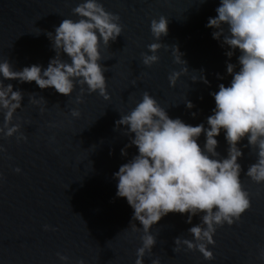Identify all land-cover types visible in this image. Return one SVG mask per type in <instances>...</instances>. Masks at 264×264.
Masks as SVG:
<instances>
[{
    "label": "water",
    "instance_id": "1",
    "mask_svg": "<svg viewBox=\"0 0 264 264\" xmlns=\"http://www.w3.org/2000/svg\"><path fill=\"white\" fill-rule=\"evenodd\" d=\"M81 2L0 0V62L10 61L15 70L34 64L46 68L56 56L47 33H54L63 19L78 20L73 9ZM100 2L118 14L124 26L123 34L101 49L108 100L99 92H85L84 102L77 103L79 85L70 97L54 88L40 89L34 81H4L24 93L14 123L22 125L28 139L0 137L5 149L0 151V264H62L57 253L68 256L71 264H79L81 259L85 264H135L143 232L133 228L143 226L139 221L131 226L134 210L126 198L117 197L114 173L138 150L132 146L127 148V156L121 154L130 138L116 122L147 91L171 118L207 127L215 108L211 93L232 79L227 63L236 64L239 53L229 60V49L213 38L214 29L206 27L209 18L217 15L220 0ZM161 16L168 17L169 32L158 41L151 32V21ZM152 43L163 46L156 53L159 62L148 67L142 54ZM175 47L183 53L189 72L172 87L169 76L183 68L175 63L170 49ZM200 74L208 84L192 80ZM32 94L44 99L31 103ZM186 99L194 104L192 109L187 108ZM73 109L79 110L78 117L71 115ZM217 140V151L226 157L223 132ZM199 143H205L203 134ZM246 144L247 139L240 144L244 155L239 163L252 207L237 223L218 228L216 244L209 246L215 259L207 261L198 250L189 251L186 246L176 253L175 238L193 239L188 230L201 220L195 216L189 224L187 214L169 213L152 229L157 244L145 257V264L156 258L161 264H264V184L245 175L256 162L255 150L244 147ZM17 167L20 173L15 171Z\"/></svg>",
    "mask_w": 264,
    "mask_h": 264
},
{
    "label": "clouds",
    "instance_id": "2",
    "mask_svg": "<svg viewBox=\"0 0 264 264\" xmlns=\"http://www.w3.org/2000/svg\"><path fill=\"white\" fill-rule=\"evenodd\" d=\"M73 13L79 16L78 20L63 19L54 33H47L56 56L46 68L34 64L15 70L10 61L0 62V115L3 116L0 137L16 136L17 141L25 142L28 139L21 131L22 125L14 123L24 93L14 90L10 83L6 85L5 80L34 81L40 89L54 88L70 97L79 85L77 103L84 102L85 92H99L105 100L109 99L107 68L101 49L123 34L121 17L109 12L100 0H83ZM216 13L206 27L214 29L213 38L229 49L226 51L229 60L237 52L239 55L236 64L227 63L230 83L227 86L221 83L219 90L211 93L215 108L207 118V127L204 123L192 126L180 118H171L167 109L147 91L116 122L117 128L124 126V134L130 138L121 154L127 156V148L132 146L138 150L114 173L118 180L117 197L126 198L134 210L131 226L133 221L143 226L136 224L133 228L143 232L135 264H145V257L157 244L152 229L169 213L187 214L189 224L195 216L201 220L188 230L193 239L175 238L174 251L178 253L186 246L189 251L198 250L207 261L215 259L209 246L216 244L218 228L237 223L252 207L239 163L244 155L240 144L245 139L248 144L244 147L250 146L256 153V162L249 165L245 175L257 184H264V0H220ZM151 32L158 41L167 36L168 17L153 19ZM162 46V43L148 45V52L142 54L143 64L151 67L158 63L160 57L156 53ZM170 49L175 63L183 66L182 71L169 76L171 86L175 87L189 69L180 49ZM192 80L209 83L203 74L195 75ZM40 99L44 98L37 99L32 94L30 102ZM186 105L188 109L194 107L187 99ZM71 115L78 117L80 112L73 109ZM222 132L228 144L226 157L217 151V137ZM202 134L203 146L199 143ZM0 151H5L2 145ZM15 171L22 170L17 167ZM45 230H50V226L45 225ZM261 254L264 255V250ZM57 255L62 264H71L68 256ZM79 264L85 261L81 259ZM152 264H161V260L153 259Z\"/></svg>",
    "mask_w": 264,
    "mask_h": 264
}]
</instances>
